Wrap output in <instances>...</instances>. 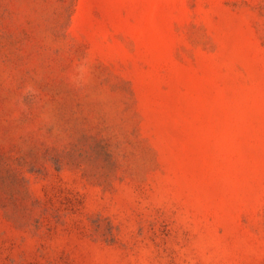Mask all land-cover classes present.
Masks as SVG:
<instances>
[{
  "label": "rangeland",
  "instance_id": "374dc122",
  "mask_svg": "<svg viewBox=\"0 0 264 264\" xmlns=\"http://www.w3.org/2000/svg\"><path fill=\"white\" fill-rule=\"evenodd\" d=\"M0 264H264V0H0Z\"/></svg>",
  "mask_w": 264,
  "mask_h": 264
}]
</instances>
